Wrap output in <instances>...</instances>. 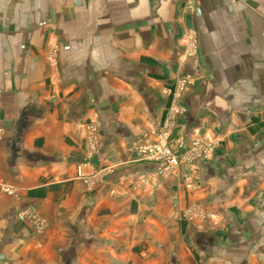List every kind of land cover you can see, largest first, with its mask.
I'll list each match as a JSON object with an SVG mask.
<instances>
[{
  "label": "crops",
  "instance_id": "1",
  "mask_svg": "<svg viewBox=\"0 0 264 264\" xmlns=\"http://www.w3.org/2000/svg\"><path fill=\"white\" fill-rule=\"evenodd\" d=\"M0 130V264H264V0H7Z\"/></svg>",
  "mask_w": 264,
  "mask_h": 264
},
{
  "label": "built area",
  "instance_id": "2",
  "mask_svg": "<svg viewBox=\"0 0 264 264\" xmlns=\"http://www.w3.org/2000/svg\"><path fill=\"white\" fill-rule=\"evenodd\" d=\"M186 84H188L187 78L178 79V91H182ZM140 151L144 160L154 163L157 176L161 177V175H174L177 173L178 156L168 147L164 135L160 137L159 142L146 145Z\"/></svg>",
  "mask_w": 264,
  "mask_h": 264
},
{
  "label": "rangeland",
  "instance_id": "3",
  "mask_svg": "<svg viewBox=\"0 0 264 264\" xmlns=\"http://www.w3.org/2000/svg\"><path fill=\"white\" fill-rule=\"evenodd\" d=\"M7 3V0H1L0 1V5L3 7L4 4ZM57 56H58V46L56 44H53L50 49H49V52H48V59H49V62L53 65H57ZM47 57V55H46Z\"/></svg>",
  "mask_w": 264,
  "mask_h": 264
}]
</instances>
